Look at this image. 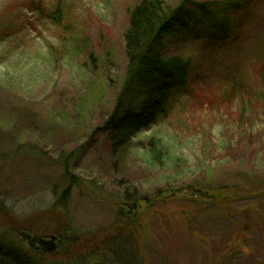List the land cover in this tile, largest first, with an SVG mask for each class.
Returning a JSON list of instances; mask_svg holds the SVG:
<instances>
[{"label":"rangeland","instance_id":"rangeland-1","mask_svg":"<svg viewBox=\"0 0 264 264\" xmlns=\"http://www.w3.org/2000/svg\"><path fill=\"white\" fill-rule=\"evenodd\" d=\"M139 2L0 0V231L10 219L51 234L62 192L54 186L72 155L69 171L82 184L65 203L70 232L62 241L112 227L119 207L111 199L129 184L149 200L164 192L158 209L138 215V263L264 264V0H238L220 13L232 22L226 41L187 23L163 39L162 58L192 63L187 88L117 151L119 161L103 126L126 71L127 12ZM149 140L162 148L160 166ZM220 187L228 195L213 198L210 213L200 195Z\"/></svg>","mask_w":264,"mask_h":264},{"label":"trees","instance_id":"trees-1","mask_svg":"<svg viewBox=\"0 0 264 264\" xmlns=\"http://www.w3.org/2000/svg\"><path fill=\"white\" fill-rule=\"evenodd\" d=\"M239 5L238 0L207 3L179 0L173 8L164 0H140L128 10V28L123 36L126 71L121 91L103 126L109 131L107 138L114 158L120 161L117 151L122 154L141 131L162 118L171 94L187 88L192 63L180 56L162 58L157 51L163 39L176 28H185L189 24L211 41H226L232 22L220 13L237 9ZM59 17V11H55L51 19L57 24ZM161 149L156 141L149 140L147 152L154 165L160 166ZM71 157L63 165L64 170L59 178L62 185L54 186L62 187V192L54 200V205L60 210L53 214L50 212L51 234L47 228L33 222L27 226L28 222L24 221L22 226L10 219L4 220L3 227L6 226V230L0 231V264H141V259L137 262V244L132 242V239L141 241L143 238L138 218L144 211L149 213L158 209L164 192L156 191L155 200H149L139 194L135 187L121 182L118 185H123L122 194L113 196L111 203L123 211L122 214L117 213L113 226L106 231L90 232L83 238L74 235L71 240L64 242L65 233L70 232L64 206L72 189L82 184L69 171ZM85 188L91 193L100 192V188L95 189L94 186L87 185ZM198 190H201L200 187ZM52 192L55 194V189ZM223 194H227V191L220 187L218 191L210 194L204 192L200 196L206 200L203 201L205 204H210L208 211L213 213L217 207V202H212L213 198L218 202L224 201ZM2 214L6 216L7 213L3 210ZM243 227L244 230H250L248 224ZM48 236L57 237V250L44 255L38 240Z\"/></svg>","mask_w":264,"mask_h":264},{"label":"water","instance_id":"water-1","mask_svg":"<svg viewBox=\"0 0 264 264\" xmlns=\"http://www.w3.org/2000/svg\"><path fill=\"white\" fill-rule=\"evenodd\" d=\"M121 210L122 208H118V213H120ZM38 244L40 245L43 254H50L56 248L57 238L50 236L48 239H39Z\"/></svg>","mask_w":264,"mask_h":264}]
</instances>
